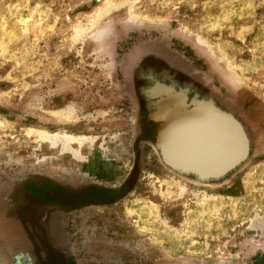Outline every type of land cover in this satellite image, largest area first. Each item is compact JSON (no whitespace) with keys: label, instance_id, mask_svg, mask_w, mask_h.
Masks as SVG:
<instances>
[{"label":"rangeland","instance_id":"374dc122","mask_svg":"<svg viewBox=\"0 0 264 264\" xmlns=\"http://www.w3.org/2000/svg\"><path fill=\"white\" fill-rule=\"evenodd\" d=\"M148 48L241 121L242 165L205 184L161 165L141 139L140 68L132 90L125 74ZM0 123V264H264V0H0ZM63 133L87 139L85 159L96 150L97 176ZM34 176L121 194L72 209L28 202L19 192Z\"/></svg>","mask_w":264,"mask_h":264},{"label":"water","instance_id":"95a60500","mask_svg":"<svg viewBox=\"0 0 264 264\" xmlns=\"http://www.w3.org/2000/svg\"><path fill=\"white\" fill-rule=\"evenodd\" d=\"M151 61L175 69L160 52L143 49L130 55L125 74L132 90V74ZM186 79L191 78L185 72ZM200 87L208 83L196 77ZM150 102L146 121L153 123L149 144L159 162L180 177L192 176L197 184L218 180L244 163L250 154V140L234 115L213 100L188 101L187 90L155 81L145 91ZM254 146V145H253ZM256 148L252 149L254 153ZM25 201H34L23 191Z\"/></svg>","mask_w":264,"mask_h":264},{"label":"flooded vegetation","instance_id":"af4514ba","mask_svg":"<svg viewBox=\"0 0 264 264\" xmlns=\"http://www.w3.org/2000/svg\"><path fill=\"white\" fill-rule=\"evenodd\" d=\"M146 64L141 65L140 69L136 72L135 86L139 103L141 102V120H139L142 128L141 139L148 140L152 138V128L154 127V125L153 123H148L146 121L148 106L150 105V102L147 101L148 99L146 98L145 91L152 87L155 81L162 82L169 86H174L176 90L186 89L188 101L195 96H197V99L203 100H209L210 98L205 97L202 94V90L196 88V85L188 82V80L185 79L182 74L173 71L163 65L158 66L157 62L154 61ZM237 120L239 121V119ZM239 122L241 123V121ZM55 184L56 183H50L45 179L40 178L39 176H34L30 177L24 183L22 189L23 192L26 193L34 201L36 200L38 202L56 205L58 207L68 209H72L82 205H95L105 203L111 199L118 198V196H120L121 194V190H117L114 191L115 194L108 196L107 194L111 193V191H104L99 189H86L84 191L70 193Z\"/></svg>","mask_w":264,"mask_h":264},{"label":"bare ground","instance_id":"6f19581e","mask_svg":"<svg viewBox=\"0 0 264 264\" xmlns=\"http://www.w3.org/2000/svg\"><path fill=\"white\" fill-rule=\"evenodd\" d=\"M106 33V32H105ZM95 34V33H94ZM97 34V33H96ZM99 34V33H98ZM102 34V33H101ZM95 36V35H94ZM105 36V35H104ZM93 38V37H92ZM103 36H97L96 39V48L101 50L102 45H103ZM206 46V45H205ZM212 61V63L214 64V66L216 67V69L220 72V74L222 76H224V78H226L227 80H229L232 84L237 85L239 83L240 80H238L237 76H235V74L232 72L231 68L228 66V64L224 63L220 58H218L212 50L206 48L203 51ZM147 65V64H146ZM151 65V64H150ZM154 70V69H153ZM174 73V72H173ZM175 76V75H174ZM176 77V76H175ZM196 79V78H194ZM167 81V80H166ZM169 82V81H168ZM136 84V83H135ZM189 86V85H188ZM140 88V87H139ZM141 91V90H140ZM141 93V92H140ZM192 96V95H191ZM143 99V98H142ZM137 101V100H136ZM148 101V100H147ZM141 103V102H140ZM135 104V103H134ZM138 107V106H137ZM141 111V110H140ZM139 114V113H138ZM60 116V115H59ZM136 118V117H135ZM60 119V118H59ZM63 119V118H61ZM64 120L66 121H71L73 120V112L70 111L67 113V115L65 116ZM141 120V119H140ZM149 123V122H148ZM0 125H2V123H0ZM33 131L34 129H30V131ZM31 133V132H29ZM41 137L47 138L50 137V135H53L52 137L54 139H56L57 137H59L58 135H60L59 133L56 134H51L48 133L46 131H41V132H37ZM62 139H64L63 141L66 142V149L67 150H71L73 151L75 158H79L81 160H84L86 168L88 171H86V175H88L89 177L92 176H97L98 172H99V163L96 161V150L92 151L90 159L87 160L85 159V157L82 155V149L84 147V145L87 142V139L84 138V136L80 135V134H73V133H63ZM250 139V138H249ZM57 140V139H56ZM242 165V164H241ZM228 178V177H227ZM40 180V179H39ZM37 181V179H36ZM40 182V181H39Z\"/></svg>","mask_w":264,"mask_h":264}]
</instances>
